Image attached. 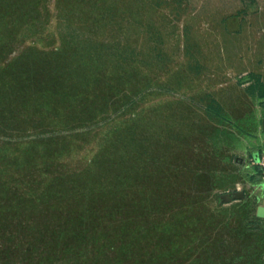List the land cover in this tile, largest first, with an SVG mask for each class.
Masks as SVG:
<instances>
[{"label": "rangeland", "instance_id": "1", "mask_svg": "<svg viewBox=\"0 0 264 264\" xmlns=\"http://www.w3.org/2000/svg\"><path fill=\"white\" fill-rule=\"evenodd\" d=\"M0 264H264V0H0Z\"/></svg>", "mask_w": 264, "mask_h": 264}]
</instances>
